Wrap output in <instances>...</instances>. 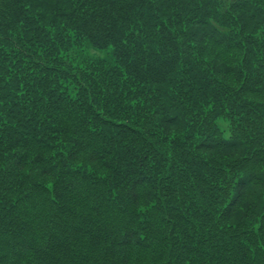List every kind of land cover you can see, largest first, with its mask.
I'll list each match as a JSON object with an SVG mask.
<instances>
[{"label":"rangeland","instance_id":"1","mask_svg":"<svg viewBox=\"0 0 264 264\" xmlns=\"http://www.w3.org/2000/svg\"><path fill=\"white\" fill-rule=\"evenodd\" d=\"M84 1H86V7L77 6L85 5L83 4ZM153 14L155 18H153ZM240 16H244L245 19L251 18L252 21L244 25L245 33L236 34L234 29L238 28ZM169 18H173L176 24L171 23ZM64 19L72 27L66 28L69 31L61 29L63 34H68L63 41L65 46L61 49V54L69 56L74 53L71 48L73 44L71 35L76 36L79 30L90 31L93 35L90 37L91 40L87 42H92L90 46H87L89 47V54L83 53L86 47L82 50V55L85 58L88 56L92 60H102L103 55H107V57L112 55V48H114L123 56L124 61L125 57L132 60V57H129L131 53L137 55L135 58L138 65L142 60L140 57L145 60L148 59L146 63L142 64V67L146 68L150 61L156 60L150 57L152 53L156 54L155 50L160 53L167 51L169 55L176 51V42L173 41V38L166 39V45H162L158 41L160 28L158 30L152 28L151 22L160 24L165 20L170 22L173 28L180 30L181 35L183 33L186 35L185 29L188 30V34L193 31L197 34L192 50L198 46L199 50L197 48L195 52L197 54L199 51L202 53L201 55L206 58L210 70H218L222 66L225 67V70L229 69L231 73L235 70V73L227 74L225 77L227 80L225 82L230 86L228 91H224L218 98L216 92L220 88L217 86V90L214 91L215 83H208L206 78L200 74L201 63L188 64L193 66V70L187 71L185 75H183V62L180 58L172 61V63L159 66L160 69L156 68L155 72V77L158 80L155 81L156 97L150 95L148 98L151 99L146 98V106L139 110L138 119L141 123L147 121V118H149L148 120L154 118L153 122H158L157 129L154 130L151 139L157 140L162 137L171 139L166 131L167 123L164 124L165 135L162 133V127L159 128L160 121L168 120V113L173 116L179 115L182 118L179 123L176 122L183 126L175 132L182 134V132H191L190 122L195 118L197 119L195 114L200 113L203 116L210 107L216 103L221 104L215 108L216 110H209L211 113L213 111L210 123L214 119L216 127L212 124L214 127L208 131V138H206L211 142L208 144L215 146L216 143L217 146L221 147L219 150L213 146L199 149L192 142L191 144H189L190 142L182 144V148L171 145L173 151L177 153L176 159L173 157V163L174 160L175 163L171 165V171L183 175L181 181L183 185L181 186L184 191L180 193V197L185 200L182 203L185 206L182 207L179 203L178 208L174 207V212L178 215L186 214V218L183 221L185 225L182 224V227H178L177 234L174 233L173 227L168 225L169 233L166 236L168 241L173 243L175 237L181 234V230L186 228L187 231H195L199 223L210 234H207L205 240H202L203 246L208 247L212 241L213 245L216 244L219 247L218 252L221 250L225 258L228 257L230 260L232 257H236V253H231L233 248L230 246L237 239L246 237L244 229L247 231L249 228L240 229L243 220L256 221L258 225L256 227H260V232L264 231V164L259 169L258 174L249 175L248 172L251 167L254 171L258 169L255 159L264 160V147H259L262 151L254 155H251L247 150L259 146L262 134L259 135L257 131H253L249 141L241 142L240 145L244 146L242 151L245 152L242 155L245 158L240 157L239 154L228 156L235 151L238 152L236 149L238 142L225 147L226 149L230 147L231 150L236 149L235 151L223 153L224 147L220 146L217 136L219 137L220 133L224 142L233 143L235 139L232 137L233 125L231 120H241V113L248 114L251 110L264 111V70L262 68L264 67V0H0V171L4 172L8 166L11 168L10 170H14L10 178L11 184L7 182V186H10L7 192L1 189L2 184H4V180L1 181L2 175L6 172L0 173V264H58V258L67 260L70 264H86L82 260L90 251L83 238L76 241L75 249H67L63 243H59L58 246L53 244L57 250H52L51 247L49 248L50 251L46 253V231L52 227L53 220L57 221L62 211L57 210V203L50 194L54 190L52 188L54 183L63 184L68 177L72 179V175L88 177L89 174L82 170L84 166L101 168L100 156L93 153L89 147L92 145L93 136L90 132L84 133L86 127L80 129L82 124L78 123V127L74 128L75 130H71V125L69 130V127H64L65 122L53 125L51 120H48L50 116L44 112L45 106L53 101L50 97L57 96L58 98L55 99L59 100L63 97H71V94L75 96V94L68 92V89L66 90V85L72 81L65 83L67 81L65 78L59 81L60 79H57L58 71L52 69L51 81L55 82L54 84L58 85V88L59 82L65 83L63 88L48 90L46 93L36 91V88H33L38 85L37 81H40L47 74L42 71L44 66L47 69L52 65L55 66L51 62L52 57H50V61L49 58H45L50 53L44 54L43 52L45 47H47L46 51L48 50L51 41L54 45L47 30L53 29L52 24L55 25V22ZM193 21L196 23H192ZM197 25H199L198 28ZM46 27L45 31L44 28ZM75 29L77 30L76 33L73 31ZM8 34L10 37L7 36ZM199 35L203 37L204 49L200 45L202 39ZM211 35L214 36L213 42L209 41ZM2 36H5V39H2ZM78 40L82 41L80 37ZM26 42L35 48L34 54L43 55L45 60H33L31 63ZM207 42H211L212 46L207 47ZM225 49L226 51H224ZM156 64H160V61H156ZM115 68L116 74L120 75L119 67L115 66ZM227 73L229 72L227 71ZM259 74L262 78L258 76ZM42 81L44 82L45 79ZM85 81H88V78ZM138 82L142 84L140 81ZM193 83L198 84L195 86ZM39 84L42 83L39 82ZM73 86L74 88L77 87L76 84ZM128 87L134 91L135 84L129 83ZM70 89L72 90V88ZM75 93L77 94V91ZM136 96L133 92L129 96H125L123 102L126 103L128 98L131 100L143 98L142 93L139 97ZM240 99L244 102L243 106ZM160 102H163L162 109L151 113L150 116L148 115L149 117L145 116L146 111L150 112V109L146 107H151L154 103ZM64 104V110H66L67 105H69L68 101L65 100ZM235 106H239L240 109L235 108ZM165 107L168 108L165 109ZM55 109L52 107L50 113L53 111L55 113ZM71 109L75 108L72 106ZM106 109L104 106L103 110L99 109V111L102 112ZM138 109L139 107H135L131 113ZM230 110H238V112L234 114L230 113ZM166 112L168 113L165 114ZM181 112H183V116H181ZM119 116L110 117L112 121L117 120V122L120 121L125 125L133 126L129 118ZM159 116L164 118L161 119ZM42 121L45 122V125L42 124ZM48 122L50 123L49 128H47ZM240 122L242 124L244 121ZM52 126L55 127L52 128ZM197 126L201 127L199 124ZM246 127L250 130L247 124ZM192 133L195 135L194 132ZM127 134L130 140L133 139L130 144H134V157L131 160L134 161L135 165H147L152 160L156 171L158 169L157 164L164 167L169 165V161L161 162L165 159L145 154L149 152L148 147L146 148V144L137 141V134H139L137 131L122 132L121 136L125 137ZM209 135L214 138H209ZM141 136L143 135H138L139 138ZM99 139L102 140L101 137ZM145 139V137L141 138V140ZM100 140H97L96 143H100ZM146 140L148 142V139ZM140 152L146 157L142 158L143 154ZM93 157L97 158L93 159ZM131 160L129 159V161ZM228 161H236V163L233 166L226 164ZM128 165L126 161H123V168L126 169ZM220 165L226 169H222ZM233 167L234 171L231 170ZM242 168L245 169L246 175H242V171L240 172ZM115 170L116 168L113 172L109 171V174L113 175ZM165 173L161 172L158 176L165 175ZM223 173H227V176L225 174L226 180H221V182L219 181L210 187V183L214 180L211 176L215 177L217 174L221 176ZM105 174L108 175L107 172ZM151 174L154 176L155 183L153 181L152 184L150 180L144 182L145 189L148 191V198H142V205L146 206L149 203L162 201L169 202L167 194L162 192L161 197L158 194L156 182L158 183L159 177L153 172ZM260 181L263 184H260ZM254 182H258L259 189L253 187ZM124 183L130 185V180ZM191 189L200 190L205 199L206 206L197 215L187 193ZM237 191L246 195L245 200L243 196L238 204ZM66 195L68 208L79 203L77 197L74 196L75 198H73L70 193H66ZM39 197H43V201ZM228 207L234 209L232 208L233 211L230 209L228 213H225ZM223 208L224 210H222ZM256 208L258 212L255 211ZM53 216L54 218L51 219ZM142 216H144V212H142ZM172 217L175 216L171 214ZM215 219L221 220L225 227H217L216 222H214ZM112 221H116V219L113 218ZM226 228L228 232L223 234V230ZM234 229L240 230L236 232ZM161 238L164 240L165 237ZM136 239L137 237L132 240ZM188 243L194 244V241L188 240ZM185 249L188 251H184L180 258L175 260V264H186V262L188 264V260L193 257L191 245L190 248L185 247ZM233 250L239 251L238 249ZM72 251L74 252L72 253ZM149 251L151 250L135 249L130 262L140 264L171 263L170 252L164 256L153 258ZM211 264H224V260L213 261Z\"/></svg>","mask_w":264,"mask_h":264},{"label":"trees","instance_id":"2","mask_svg":"<svg viewBox=\"0 0 264 264\" xmlns=\"http://www.w3.org/2000/svg\"><path fill=\"white\" fill-rule=\"evenodd\" d=\"M83 4L85 5H76L86 7V1H84ZM240 17L241 20H238V28L234 29L236 34H240L241 32L245 33L244 25L249 24L252 21L251 18L245 19L244 16ZM153 18H155L154 14ZM169 20L171 23L176 24L173 21V18H169ZM170 22L165 20L160 24L158 22L157 24L156 22H151V25L154 30H158L160 28V39H158V41L162 45H166V39L173 38V41L176 42V51L169 55L167 51L160 53L155 50L156 54L152 53L150 57H153L156 60L153 62L150 61V63H148V67L146 68L142 67V64L144 62L146 63L148 59L145 60L140 57V60H142L140 65H138L135 58L137 55H132L131 53V56L129 57H132V60L126 59L125 57L124 61L123 56H121L114 48H112L113 54L108 55L109 57H107V55H103L102 60H92V58H89L88 56L85 58L82 55V50L84 47H86L83 53L89 54V47L87 46H90L92 42H87L88 40H91L90 37L93 35V33L90 31L79 30L76 36L71 35L73 39L71 48L72 52L74 53L69 56L66 54H61V49L65 46L63 41L68 35L63 34L62 30L69 31L66 28L72 27V25L67 23L64 19L62 21L55 22V25L52 24L53 29L47 30L49 31L48 36L51 40H53L54 45L51 41L48 50L46 51L47 47H45L43 52L44 54L46 52L47 54L50 53V55L45 58H49L50 61V57H52L51 62L57 67L52 65L47 69V67L44 66L42 71H45L47 74L40 81L36 80L38 85L33 88H36V91L46 93L48 90H60V88H63L65 83L72 81L66 85V90L68 89V92L75 94L76 97L72 94L70 95L71 97L67 96L59 100L55 99L57 96L50 97V99L53 101H51L49 105L45 106L44 112H46L47 116H50L48 120H51L53 125H59L60 123L62 124L65 122L66 124L64 127H69V130L70 125L71 130H75L74 128L78 127V123H80V125L82 124L80 129H82V127H86V129H84V133L87 134L90 132L93 136L92 145L89 147L93 153L97 154V156H100L99 163L101 168H98L97 166H84L82 167V170L89 174L88 177L72 175V179L68 177V179L64 180L63 184L54 183L52 187L54 190L50 194L57 203H55L57 205V210L62 211L57 221L53 220L52 227L46 231V253L50 251L49 248L51 247L52 250H57L56 246H58L59 243H63L67 249H75L76 241L82 240L84 238L87 247L90 249V251H88L89 256L86 255L85 259L82 260V262H85L86 264H140L137 262H130L135 249H150L151 251H149V254L153 258L164 256L170 252L171 263L175 264V260L180 258V255L183 254L184 251H188L186 249L184 250V248H190V245L191 249L193 250L191 252L193 257L188 260V264H211V262H216L217 260H224V264H264V231L260 232V227L257 228L258 225L256 221L251 222L250 220H243L241 222L242 226H240V229H249L247 231L244 229L246 232V237L244 239H237V241L230 246V248L239 250L234 251L232 249L231 253H236V257H232L230 260L228 257L225 258V255L222 254L221 250L218 252L219 247L216 244L213 245L212 241L210 244H208L209 248L203 246L202 240L207 234H209V232H206L205 229H203V226L199 223L198 227L196 229L194 228L196 232L194 230H192V232L187 231L186 228L181 230V234H178V236L175 237V241L173 243L168 241L166 236L169 233L168 225H171L173 230H175L174 233L177 234L179 230L178 227H182V224L185 225L183 221L186 218V214L178 215L174 212V207L178 208L179 203L182 207L185 206L182 204L185 200H182L180 197V193L184 191L183 187L181 186L183 185L181 183L183 175L176 173L175 171H171V165L175 163V160L173 163V159H176L177 155V153L173 151L174 149L171 147V145H177L182 148V144L189 142V144H191L192 142L193 144H196L197 148L199 149L210 148L213 146L215 149L219 150L221 147L217 146L216 143L215 146L214 144H208L211 142H209L206 138H208V131L214 127L213 125H215L214 119L212 120V123H210L211 114L214 110H216L215 108L221 104L216 103L214 106L210 107L203 116L200 113L195 114L197 115V119L195 118L192 120V122H190L191 132H182V134L175 133L183 126L178 124L182 118H180L179 115L173 116L166 112L165 114L168 113V120H165L163 119L164 117L159 116L161 119H163V122L160 121L159 128L162 127V133L165 135L166 133L164 132V124L167 123L166 131L170 135L171 139L164 137L158 138L157 140L151 139L153 138L154 130L157 129L158 122H153L154 118L152 120H148L149 118H147V121L141 123V121L138 119V112L139 110L143 109L142 107L146 106V98L151 99L150 97L148 98V96L151 95L156 97L157 88L155 86V81H158L155 77L156 68L159 70V66L172 63V61L180 58L183 62V75H185L187 71L189 72L190 70H193L192 65H195V63H201L202 67L199 69L200 74L206 78L208 83H215L216 86L214 87V91L217 90V86L220 88L216 92L218 98L224 91L227 92L230 86V84L225 82L227 81L225 78L227 74L231 75L233 72L235 73V70H233L231 73L229 69L225 70V67L223 66L219 67L218 70H210L206 62V58L201 55L202 53L200 51L199 54L195 52L198 46L195 50H192L195 41L194 39H197V34L194 31L188 34V30L185 29L184 32L186 35L184 33L181 35V33H179L180 30L175 27L173 28ZM192 23H196V21H193ZM198 26L199 25H197V28ZM44 29L46 31L47 27ZM73 31L75 33L77 32L76 29ZM7 36L10 37V34ZM78 37H80L82 41H79ZM2 39H5V36H2ZM201 39L202 44L200 45L204 49L203 37H201ZM213 40L214 36L211 35L209 37V41L213 42ZM211 42H207L206 46L211 47ZM27 45L31 63L33 60H45L43 55L33 53L35 48L31 47V45L28 43ZM224 51H226V49ZM128 55H130V53H128ZM156 61H160V64L157 65ZM203 61H205V63H203ZM229 65H231V63H229ZM115 66L119 67L121 72L120 75L116 74L117 72ZM262 68L264 70V67ZM52 69L58 71L57 79H60L59 81H61L62 78L67 80L64 84L59 82V88L58 85L54 84L55 82L51 81L50 73L52 72ZM227 71L229 73H227ZM260 75L261 74L258 76L262 78ZM87 78L88 81H85ZM43 79H45L44 82L42 81ZM138 81L145 85L140 84ZM39 82L42 84H39ZM129 83L135 84L134 91L129 89ZM73 84H76L77 87L74 88ZM193 84L196 86L198 83ZM70 88H72V90ZM76 91L77 94L75 93ZM133 92L135 95H137L136 97H139L140 93H142L143 98H135L133 100L128 98L127 102L124 103V97L129 96ZM55 100L56 102H54ZM65 100L68 101L69 104L67 105L66 110H64ZM240 103L242 106L244 105L242 99H240ZM162 104L163 102L158 104L154 103L151 105V107H146L150 109V112L146 111L145 116H150L151 113H155V111L162 109ZM77 105H79V107H77ZM72 106L75 109H71ZM85 106L86 108H84ZM104 106H106L107 109L102 112L101 110L99 111V109L103 110ZM52 107L56 108L55 113L54 111L53 113H50L52 111ZM135 107H139V109L136 112L131 113L132 109H135ZM167 108L168 107H165V109ZM235 108L240 109L239 106H235ZM210 109L213 110L212 113L209 111ZM229 112L235 114L238 112V110H230ZM118 114L122 116H119ZM113 115L129 118L133 126H130L129 124L125 125L120 121L117 122V120L112 121L111 117ZM181 116H183V112H181ZM176 121H178V123ZM240 121L244 122L241 124ZM231 123L233 125L232 137L235 139L233 143L224 142L222 140L224 138L220 133L219 137L217 136V141L220 142V146L224 147L223 153H229L230 151H235L237 149V153L235 151L228 156L239 154L240 157L245 158V156L242 155L245 154V152L242 151L244 150V146L240 144L241 142L249 141L253 131H257L259 135L262 134V139L260 140L258 147L248 148L247 150L251 153V155L262 151L261 148L264 147L263 110L255 109L251 110L248 114L245 112L243 114L241 113V120H231ZM42 124L45 125V122L42 121ZM49 124L50 123L48 122L47 128H49ZM197 124L201 125L202 128L198 127ZM246 124L249 126L250 130L247 129ZM60 126L62 127V125ZM53 127L55 126H52V128ZM130 130H135L137 133H139L137 134V141L139 143L146 144V148L148 147L150 152H144L147 156L151 154L152 157L165 159L161 162L164 163L169 161V165L164 167L163 165L157 164V171L154 169L155 166L153 165L154 162L152 160H150L151 162H148L147 165H139L136 162L135 163L138 166L135 165L134 161L131 160V158L134 157V144H130L132 143L133 139L130 140L128 134V136L126 135L125 137L121 136L122 132L130 133ZM199 130L200 132L197 133ZM192 132H194L195 135H193ZM140 134L148 139V142H146V139V141L141 140V138L143 139L144 137L141 136V138H139L138 135ZM197 134L200 136L198 137ZM100 137L102 140L99 139ZM211 137L214 138L213 136L209 135V138ZM241 138H243V141H241ZM97 140H100L101 142L96 143ZM236 142H238V147L236 149L231 150L230 147L228 149L225 148L226 145H233ZM83 144L86 146L84 142ZM145 154H143L142 158L146 157ZM94 158L97 157H93V159ZM129 159L131 161H129ZM123 161H126V163L129 164L126 169L123 168ZM235 163L236 161H228L226 164L234 166ZM255 163L257 164L258 169L254 171L251 167L248 170L249 175L258 174L259 169H261V166L264 164V160L261 161L260 159H255ZM10 165L13 166L14 164ZM175 166L177 167V164ZM112 168H116L113 175L109 174V171H114ZM10 169L11 168L8 166L4 171L6 173L2 175L3 179H1V181L4 180V184H2L1 189L4 192H7L10 188L9 185L7 186V182L11 184L10 178L14 173V170ZM231 170L234 171V167ZM244 170L245 169L243 168L240 170V172L242 171L243 173L242 175H246ZM4 172L0 171V173ZM105 172H107L108 175L105 174ZM151 172L155 173V175L157 174V177H159V173L166 172L165 175H160V177L157 179L158 183L156 182V184L158 186V194H160V197L162 192L167 194L169 196V202L162 201L160 203H149L146 206L142 205V198H148V191L145 189L146 186L144 182L146 180H150L153 184L154 181V176L151 174ZM225 174L227 176V173ZM225 174L223 173L221 176H218L217 174L215 177L211 176V178L214 180L210 183V187L213 184H217L219 181L221 182V180L225 181ZM129 180L130 185L124 183ZM254 183L255 184L253 187L255 189H259L258 182ZM260 184H263V182L260 181ZM47 192L49 191L47 190ZM66 193H70L73 198L77 197L79 199V203H77L76 206L69 207L70 209L66 203V201H68L66 199ZM187 193L189 194L191 202L193 203L195 214L197 215L198 212L201 213L206 206L202 192L198 189H191L188 190ZM243 196L245 200L246 195L243 192L240 193V191H237V204L241 201ZM39 199L43 201V197H39ZM232 208L233 207H228L225 210V213H228ZM222 210H224V208ZM255 211L258 212V209L256 208ZM142 212H144V216H142ZM171 214H173L175 217L171 218ZM231 216L233 217V215ZM159 217L161 218L159 219ZM53 218L54 216L51 219ZM113 218L116 219V221H112ZM214 222H216V226L219 228L225 227L223 226L222 221L219 219H215ZM239 230L234 229L236 232ZM227 232V228L223 230V234ZM163 236L167 238L166 240L164 238L165 241L162 240L163 238H161ZM135 237H137V239L132 240ZM158 239L162 240V242ZM155 240H158L159 242ZM188 240H193L194 244H189ZM53 244H56V246H53ZM210 248L212 250H209ZM208 250V256H210V258L207 256ZM73 252L74 251H72V253ZM57 261L58 264H70L67 260H62V258H58Z\"/></svg>","mask_w":264,"mask_h":264},{"label":"bare ground","instance_id":"3","mask_svg":"<svg viewBox=\"0 0 264 264\" xmlns=\"http://www.w3.org/2000/svg\"><path fill=\"white\" fill-rule=\"evenodd\" d=\"M158 240L162 242V240H160V239H158ZM158 240H155V241L159 242Z\"/></svg>","mask_w":264,"mask_h":264}]
</instances>
